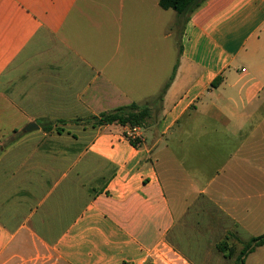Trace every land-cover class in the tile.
<instances>
[{"label": "crops", "instance_id": "crops-1", "mask_svg": "<svg viewBox=\"0 0 264 264\" xmlns=\"http://www.w3.org/2000/svg\"><path fill=\"white\" fill-rule=\"evenodd\" d=\"M148 21L174 60L126 72ZM157 96L145 128L90 121ZM200 199L264 234V0H0V264H184Z\"/></svg>", "mask_w": 264, "mask_h": 264}, {"label": "rangeland", "instance_id": "rangeland-1", "mask_svg": "<svg viewBox=\"0 0 264 264\" xmlns=\"http://www.w3.org/2000/svg\"><path fill=\"white\" fill-rule=\"evenodd\" d=\"M181 27L180 21L178 36L181 35ZM163 32L158 23L151 27L149 21L147 27L140 31L141 40L125 30L122 38L126 40V72L138 74L155 71L161 64V58L163 72L168 70L166 63L174 60L175 35L173 41H163ZM157 97L148 102L152 108L149 123L160 117ZM167 239L185 257L187 263L184 264H241L237 256L250 238L222 215L216 206L200 199L174 226ZM222 242L227 246L223 251L217 248ZM231 247L234 248L233 254L228 250ZM245 264H264V247L248 255Z\"/></svg>", "mask_w": 264, "mask_h": 264}, {"label": "trees", "instance_id": "trees-1", "mask_svg": "<svg viewBox=\"0 0 264 264\" xmlns=\"http://www.w3.org/2000/svg\"><path fill=\"white\" fill-rule=\"evenodd\" d=\"M204 1L206 0H159V6L163 10L175 11L179 16L180 20L186 21L188 20L190 14L193 13L196 9H198L204 3ZM174 71L175 70H173L170 81L174 75ZM160 97L161 96H159L157 99L159 100ZM149 117L150 107L148 104L138 105L132 103L128 106L119 107L112 111L103 112L96 117L90 118V121L93 126L117 124L132 130L134 128H145ZM43 129L45 131H50L51 127H43ZM123 136L134 147L138 146V144L140 143V140L138 138H131L127 133H124ZM170 233H168L166 240H168L167 238L169 237ZM260 246H264V234L250 238L248 244H246L241 249L239 255L237 256V259L241 262V264H244V260L247 255L252 253L256 248ZM217 248L223 251L227 249V246L224 242H222L220 245H217ZM175 250L179 251L176 248ZM228 250L229 253H234L233 247L229 248Z\"/></svg>", "mask_w": 264, "mask_h": 264}, {"label": "water", "instance_id": "water-1", "mask_svg": "<svg viewBox=\"0 0 264 264\" xmlns=\"http://www.w3.org/2000/svg\"><path fill=\"white\" fill-rule=\"evenodd\" d=\"M36 129H38V126H37L36 124H34V123H31V124H29V125L26 127V130H27V131H32V130H36Z\"/></svg>", "mask_w": 264, "mask_h": 264}, {"label": "built area", "instance_id": "built-area-1", "mask_svg": "<svg viewBox=\"0 0 264 264\" xmlns=\"http://www.w3.org/2000/svg\"><path fill=\"white\" fill-rule=\"evenodd\" d=\"M132 130H136V128H134V129H132ZM131 138H138L139 139V137L138 136H132V135H130V134H128Z\"/></svg>", "mask_w": 264, "mask_h": 264}]
</instances>
